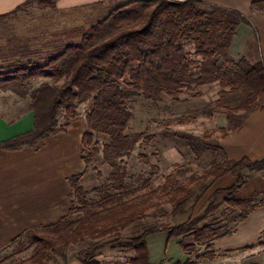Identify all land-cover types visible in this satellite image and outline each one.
Masks as SVG:
<instances>
[{
  "label": "trees",
  "instance_id": "1",
  "mask_svg": "<svg viewBox=\"0 0 264 264\" xmlns=\"http://www.w3.org/2000/svg\"><path fill=\"white\" fill-rule=\"evenodd\" d=\"M55 1L28 0L11 13L1 15L0 23L32 4L55 8ZM112 7H98L111 10L78 36V44L74 43L75 38L61 45L55 40L45 56L40 51L30 53L28 45L16 48L17 43L7 42L6 48L0 47V90L11 91L18 97L29 96L33 115L32 129L1 142V150L32 148L45 138L65 133L70 121L77 117V106L91 102L81 138L85 169L69 178L71 199L67 214L54 224L30 229L34 252L29 264H52L55 256L65 258L67 247L84 242L89 244L78 252V264H97L93 260L108 245L107 238L119 237L121 231L135 226L149 211L163 205L171 207V215L183 216L190 205L194 208L210 192L215 181L225 176L234 178L235 183L214 190L199 216L174 226H147L126 239V244L115 242L111 249L131 251L133 258L128 264H150L146 238L163 231L168 240L179 239L181 250L191 256L197 248L231 235L237 222L264 206V195L241 200L235 197L249 178L264 177V157L254 162L247 158L230 161L218 143L264 102V64L259 54L255 60L228 57L232 38L240 25H249L247 20L237 12L200 0H127ZM251 8L264 11V2H254ZM257 41L256 38V48ZM38 80L43 83L36 85ZM214 84L219 87L218 98L206 109V115H222L226 126L217 135L206 132L201 138L179 132L171 134L189 149L195 160L202 153L212 155L207 170L182 181L180 178L190 171L189 165L176 164L162 184L146 193L136 195V191H125L120 186L118 192H105L97 202L87 201L88 191L80 181L98 155L94 137L109 140L102 148L106 163L112 155L119 158L140 140L150 138L126 134L132 97L141 95L159 103L164 97L177 100L184 91ZM60 113L69 119L66 124H58ZM217 156H221V163L215 160ZM93 192L101 193L100 187ZM222 205L226 210L239 212L232 228L227 227L228 222H205ZM80 214L83 216L78 217ZM210 248L207 246L197 259L214 257Z\"/></svg>",
  "mask_w": 264,
  "mask_h": 264
},
{
  "label": "rangeland",
  "instance_id": "2",
  "mask_svg": "<svg viewBox=\"0 0 264 264\" xmlns=\"http://www.w3.org/2000/svg\"><path fill=\"white\" fill-rule=\"evenodd\" d=\"M110 10L97 8L63 14L55 8L44 9L32 4L24 7L13 18L0 23V38L12 40L16 34L36 33L39 37L49 35L51 41L55 42L56 40L61 45L68 39L80 37L85 30L105 18ZM239 46L241 47L242 44H239ZM258 53L255 40H253L247 44L246 50H244L243 54L241 53L240 57L243 56L252 60L258 57ZM30 91L31 89H29ZM29 92L27 93L30 95ZM218 92L219 87L214 84L184 91L176 97L177 100L164 97L159 103L149 101L141 95L132 97L128 103L131 120L128 123L126 134L130 136L141 134L150 138L140 140L130 152L123 154L119 158H115L112 155L110 162L106 163L103 160L102 148L109 140L102 136H95L94 142L96 143L98 155L93 157L87 173L80 181V185L88 191L87 201L90 203L97 202L105 192L112 194L118 192L117 188L120 186L125 191H136V195L157 188L162 184L165 176L174 169V165L165 162L162 157V153L169 148L178 150V154L183 157L182 164L189 165V173L180 178V180L185 181L191 175H199L207 170L213 160L212 155L202 153L200 154V159L195 160L189 149L182 142L172 137L171 134L174 132L186 133L198 138H201L206 132H212L217 135L219 129L223 126H219V122L214 123L212 118L206 115V109L212 107L213 102L217 100ZM29 98V96L18 97L11 91L0 90V117L12 119L26 111H30L31 102ZM90 106L91 102L78 105L76 108L77 117L74 121H70L68 125L78 122L84 128L85 116L89 112ZM219 116L223 117L222 115ZM57 120L59 125L66 124L69 121V119L64 117L63 113L58 115ZM66 136L69 138L65 140L66 143L57 144L50 151V154L60 155L55 157L53 165L47 168L53 171L54 183L59 181L62 170H68V174L74 175L82 173L85 169L84 165L72 168L76 163L73 161L72 152H74L76 146L78 149L81 146L82 133H78L77 125L70 127ZM66 151L70 156L62 160L66 155ZM165 158L169 160L168 157ZM215 160L219 163L222 162L221 156H217ZM42 170L38 174L40 175L38 182L41 184L39 189H35L34 192L30 190V193L26 194L25 184H21L22 206L24 204L25 208L29 197L41 191L46 182V178L40 174L43 173ZM46 177L50 180L48 176ZM97 187H100L101 190L99 194L93 192V189ZM210 194L211 192L205 193L194 208H191L190 205L183 216L176 217L171 215V207L169 205H163L158 210L149 211L146 218L135 226L121 231L118 235L119 237L115 235L107 238L108 245L99 251L93 262L97 264H128L130 259L133 258V253L124 249H111L112 244L114 245L115 242L126 244V239L140 233L145 227L150 225L167 224L174 226L189 217L199 216L205 209ZM238 215V211L231 212L222 205L205 222H228L227 227L232 228ZM82 216L83 214L78 215V217ZM55 220L56 218L53 221ZM30 229L8 249L0 253V264H29V258L34 252V246L31 245ZM223 231L222 229L219 232L222 233ZM88 244L89 242H84L67 247L65 258L55 256L52 264L78 263V252L86 248ZM202 251H205L202 247L197 248V253L200 254Z\"/></svg>",
  "mask_w": 264,
  "mask_h": 264
},
{
  "label": "crops",
  "instance_id": "3",
  "mask_svg": "<svg viewBox=\"0 0 264 264\" xmlns=\"http://www.w3.org/2000/svg\"><path fill=\"white\" fill-rule=\"evenodd\" d=\"M27 1L0 0V16L11 13ZM126 1L56 0L55 9L60 13L67 14L79 10H94L98 7L119 6ZM200 1L237 12L247 20L249 25H240L232 38L228 50L230 59L240 57L241 53L243 54L246 50L247 44L257 38L258 54L264 64V11L251 8L252 3L264 2V0ZM14 37L12 40L0 38V47L4 48L7 42L12 41V44L17 43L16 48L28 45L30 53L40 51L43 52V56L53 48V40L51 41L49 35L39 37L36 33H22L16 34ZM79 42L80 39L77 37L74 43L78 44ZM239 44L242 46L240 47ZM42 81L38 80L36 85L43 83ZM212 121L214 123L219 122V126L223 127L227 124L226 119L220 116H214ZM76 125L78 133L83 134V127L78 122H74L68 125L65 133L45 138L35 147H24L16 151L0 149V253L8 249L11 242L28 229L54 224L58 218L60 219L67 214L71 199L69 178L77 174L70 175L68 170H62L59 181L54 183L53 171L47 168L53 165L55 157L60 156L50 154L51 149L57 144L66 143L65 140L69 139L66 136L69 128ZM32 127L33 115L31 111H26L12 119L0 117V143L25 133ZM218 143L230 161L247 158L254 162L263 158L264 102L260 108L248 114L237 130L230 132L227 138L219 140ZM79 147L78 149L76 146L72 152L73 161L76 162L72 168L84 165L81 160V146ZM178 152L175 148H169L162 153V157L170 165L182 164L183 157ZM69 156L66 151L62 160L69 158ZM165 157H168L169 160H166ZM41 170L43 173L40 174L46 178V182L41 191L29 197L25 208L24 204L22 206L21 184H25L26 194L30 193V190L34 192L35 189H39L41 184L38 182L40 179L38 174ZM234 183V178L222 177L214 182L210 192L228 188ZM250 193L259 196L264 195V177L262 175L252 176L235 197L239 200L245 199L248 198V195L249 197L253 196ZM55 218L57 221H53ZM263 232L264 206L251 211L244 221L237 222L232 228L231 235L202 246L203 250L209 246L211 247L210 250L214 252V257L205 259H197L204 251L200 254L196 251L188 256L178 245L179 239L168 240L167 232H158L146 238L149 262L150 264H185L188 261L191 264H264ZM260 243L262 245H259Z\"/></svg>",
  "mask_w": 264,
  "mask_h": 264
},
{
  "label": "water",
  "instance_id": "4",
  "mask_svg": "<svg viewBox=\"0 0 264 264\" xmlns=\"http://www.w3.org/2000/svg\"><path fill=\"white\" fill-rule=\"evenodd\" d=\"M76 264H78V263H76Z\"/></svg>",
  "mask_w": 264,
  "mask_h": 264
}]
</instances>
